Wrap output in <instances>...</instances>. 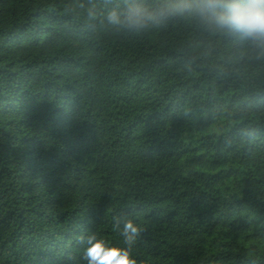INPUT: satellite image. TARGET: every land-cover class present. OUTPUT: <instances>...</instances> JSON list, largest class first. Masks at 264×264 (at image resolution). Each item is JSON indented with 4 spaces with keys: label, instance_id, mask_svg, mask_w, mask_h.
Returning <instances> with one entry per match:
<instances>
[{
    "label": "trees",
    "instance_id": "trees-1",
    "mask_svg": "<svg viewBox=\"0 0 264 264\" xmlns=\"http://www.w3.org/2000/svg\"><path fill=\"white\" fill-rule=\"evenodd\" d=\"M0 264H264V0H0Z\"/></svg>",
    "mask_w": 264,
    "mask_h": 264
}]
</instances>
